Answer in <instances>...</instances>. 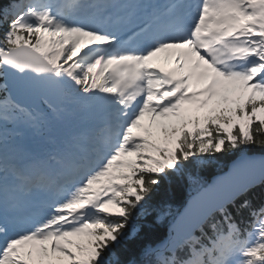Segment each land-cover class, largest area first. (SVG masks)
<instances>
[{
    "label": "snow or ice",
    "instance_id": "snow-or-ice-1",
    "mask_svg": "<svg viewBox=\"0 0 264 264\" xmlns=\"http://www.w3.org/2000/svg\"><path fill=\"white\" fill-rule=\"evenodd\" d=\"M256 149L264 0H0V264H264ZM185 179L167 238L139 241Z\"/></svg>",
    "mask_w": 264,
    "mask_h": 264
},
{
    "label": "trees",
    "instance_id": "trees-1",
    "mask_svg": "<svg viewBox=\"0 0 264 264\" xmlns=\"http://www.w3.org/2000/svg\"><path fill=\"white\" fill-rule=\"evenodd\" d=\"M255 151L262 152L260 149H256ZM233 157L234 156L231 154L222 155V159L220 160L218 166L207 169L200 173L199 180L201 184L206 186L214 175L219 172H222V170L226 168V166L228 165L230 160L233 159ZM199 187V185L192 184L186 179L184 181H180L179 183L174 181L171 185L165 186L166 191L158 193L156 197H154V202H158L161 199L166 200L167 203L170 205L168 209L169 213V211H173L175 208L182 207L188 197L199 191ZM136 223H139L140 225L144 226V230L140 234L139 241L153 242L165 238L166 236L167 224L163 220L155 222L152 217H149L147 220H137ZM148 225H151V227H148ZM139 241L129 242V244L126 246V258L135 259L133 253L136 247L138 246Z\"/></svg>",
    "mask_w": 264,
    "mask_h": 264
},
{
    "label": "rangeland",
    "instance_id": "rangeland-1",
    "mask_svg": "<svg viewBox=\"0 0 264 264\" xmlns=\"http://www.w3.org/2000/svg\"><path fill=\"white\" fill-rule=\"evenodd\" d=\"M156 130V132L159 134V137H160V139L162 140V138H163V133H162V130H160V129H155ZM110 210H114V209H110ZM162 220V219H161ZM76 239H79V238H76Z\"/></svg>",
    "mask_w": 264,
    "mask_h": 264
},
{
    "label": "water",
    "instance_id": "water-1",
    "mask_svg": "<svg viewBox=\"0 0 264 264\" xmlns=\"http://www.w3.org/2000/svg\"><path fill=\"white\" fill-rule=\"evenodd\" d=\"M257 158H260V157H257ZM187 208H188V207H187ZM187 208H186V209H187ZM186 209H184V210L181 212V214H183V213L186 211ZM181 214H180V215H181ZM179 217H180V216H179ZM179 217H178V218H179ZM178 218H177V219H178Z\"/></svg>",
    "mask_w": 264,
    "mask_h": 264
}]
</instances>
